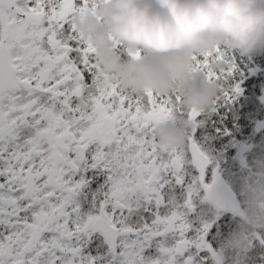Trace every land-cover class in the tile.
<instances>
[{
  "label": "snow or ice",
  "instance_id": "1",
  "mask_svg": "<svg viewBox=\"0 0 264 264\" xmlns=\"http://www.w3.org/2000/svg\"><path fill=\"white\" fill-rule=\"evenodd\" d=\"M103 3L0 0V264H264V134L233 142L179 90L109 82L74 23ZM193 61L236 70L219 46ZM183 120L184 143L161 145Z\"/></svg>",
  "mask_w": 264,
  "mask_h": 264
},
{
  "label": "clouds",
  "instance_id": "2",
  "mask_svg": "<svg viewBox=\"0 0 264 264\" xmlns=\"http://www.w3.org/2000/svg\"><path fill=\"white\" fill-rule=\"evenodd\" d=\"M98 15L103 23L88 15L76 25L95 46L109 82L118 81L134 93L179 90L185 106L200 111L213 104L225 85L209 80L204 71H190L193 56L214 53L218 46L241 56L264 53V0H106ZM113 39L143 55L122 61ZM226 67L221 60L210 65L213 71ZM189 127L191 121L183 120L158 128L161 145H182Z\"/></svg>",
  "mask_w": 264,
  "mask_h": 264
},
{
  "label": "trees",
  "instance_id": "3",
  "mask_svg": "<svg viewBox=\"0 0 264 264\" xmlns=\"http://www.w3.org/2000/svg\"><path fill=\"white\" fill-rule=\"evenodd\" d=\"M253 55L245 59V64H254L263 69L258 90H254L253 84L246 85L244 93L237 96L232 103L225 104L221 99L216 105V113L208 110L203 114L207 128L227 127L233 134V142L236 143H250L260 134H264V128L260 127L258 132L253 128L256 121H259L260 125L264 123V53H260L259 59H254Z\"/></svg>",
  "mask_w": 264,
  "mask_h": 264
},
{
  "label": "flooded vegetation",
  "instance_id": "4",
  "mask_svg": "<svg viewBox=\"0 0 264 264\" xmlns=\"http://www.w3.org/2000/svg\"><path fill=\"white\" fill-rule=\"evenodd\" d=\"M99 9V8H98ZM98 9H97V12H96V14L94 15V16H96V18H97V16H99L98 15ZM89 15H93V14H89ZM87 17V16H86ZM86 17H84L83 19H81L80 17H76L75 19H74V23H75V25H76V20L79 18V20L83 23L84 21H85V19H86ZM101 19H98V20H100L101 21V23H103V18L101 17V16H99ZM76 27H77V25H76ZM78 29V28H77ZM79 30V29H78ZM83 34V33H82ZM84 35V34H83ZM95 47V46H94ZM96 49V48H95ZM117 49V52L121 55V58H122V61H128V60H131V58L127 55V48L126 47H124L123 45H120L118 48H116ZM221 49L226 53V59L227 60H230V61H232L234 64H235V66H236V70H235V72L233 73V75L231 76V77H229V78H227V80L226 81H222V83H224V85H225V88H230V87H232V86H234L235 84H239L240 85V87H241V94H243L244 93V91H245V88H246V85H250V84H253V88H254V90H258V84H259V82L261 81V78H260V75L263 73V69L262 68H260L259 66H255L254 64H253V66H247L246 64H245V59L246 58H248L249 56H241L240 54H238V53H236V52H234V51H232V50H229V49H227V48H225V47H221ZM254 56V59L256 58V59H259L260 58V53H257V54H254L253 55ZM99 66H100V64H99ZM100 68H101V70L103 71V69H102V67L100 66ZM103 73H105L104 71H103ZM105 74H107V73H105ZM107 75H109L110 76V74H107ZM207 76V75H206ZM208 78V77H207ZM222 88H224V87H221V89ZM221 89H220V91H221ZM174 91V90H173ZM172 91V92H173ZM180 92V94H181V103L183 104V107H184V110L185 111H187V110H189V109H193V108H188V107H186L185 106V104L183 103V94H182V92L181 91H179ZM171 93V92H170ZM169 94V93H168ZM240 94V95H241ZM165 95H167V94H165ZM218 95H220V92H219V94ZM216 99V98H215ZM215 101V100H214ZM214 103V102H213ZM213 105V104H212ZM212 105L208 108V109H206V110H204V113L206 112V111H208V110H210V108L212 107ZM203 112V111H202ZM203 113V114H204ZM181 122V121H180ZM180 122H178V123H172V122H168V123H172V124H179ZM168 123H166V124H163V125H161V126H159L158 128H160V127H163V126H166ZM253 125H255V126H253V128H254V130L256 131V132H258L259 130H260V127H261V125H260V122L259 121H256V122H254L253 123ZM157 128V129H158ZM249 130H251V127L249 126ZM157 131V130H156ZM157 133H158V136H159V132L157 131Z\"/></svg>",
  "mask_w": 264,
  "mask_h": 264
},
{
  "label": "rangeland",
  "instance_id": "5",
  "mask_svg": "<svg viewBox=\"0 0 264 264\" xmlns=\"http://www.w3.org/2000/svg\"><path fill=\"white\" fill-rule=\"evenodd\" d=\"M263 128H264V123L261 124V129H263Z\"/></svg>",
  "mask_w": 264,
  "mask_h": 264
},
{
  "label": "water",
  "instance_id": "6",
  "mask_svg": "<svg viewBox=\"0 0 264 264\" xmlns=\"http://www.w3.org/2000/svg\"><path fill=\"white\" fill-rule=\"evenodd\" d=\"M200 111V110H199Z\"/></svg>",
  "mask_w": 264,
  "mask_h": 264
}]
</instances>
